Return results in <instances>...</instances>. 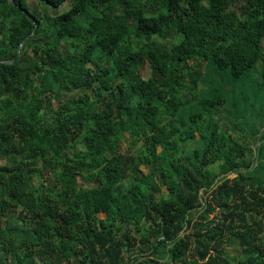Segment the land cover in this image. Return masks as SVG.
Returning a JSON list of instances; mask_svg holds the SVG:
<instances>
[{
  "label": "trees",
  "instance_id": "obj_1",
  "mask_svg": "<svg viewBox=\"0 0 264 264\" xmlns=\"http://www.w3.org/2000/svg\"><path fill=\"white\" fill-rule=\"evenodd\" d=\"M169 262L264 264V0H0V264Z\"/></svg>",
  "mask_w": 264,
  "mask_h": 264
},
{
  "label": "rangeland",
  "instance_id": "obj_2",
  "mask_svg": "<svg viewBox=\"0 0 264 264\" xmlns=\"http://www.w3.org/2000/svg\"><path fill=\"white\" fill-rule=\"evenodd\" d=\"M30 2H35V1H30ZM69 8L68 4H64L63 7L60 9V11H65ZM140 74L141 77L143 79H147L150 77L151 75V66L148 62H144L143 64L140 65ZM128 146L127 142L123 143V148H126ZM122 148V149H123ZM141 168L146 171L144 166H141ZM230 177H234V174H231ZM103 216V214H101ZM136 249H138V246H136ZM227 251L230 252V254L234 255V254H238L241 252V250L238 248L237 245H231L227 248ZM169 264H178V263H171L169 262Z\"/></svg>",
  "mask_w": 264,
  "mask_h": 264
}]
</instances>
